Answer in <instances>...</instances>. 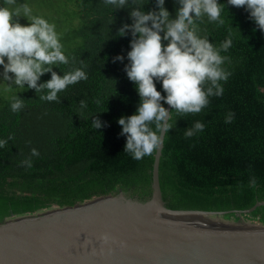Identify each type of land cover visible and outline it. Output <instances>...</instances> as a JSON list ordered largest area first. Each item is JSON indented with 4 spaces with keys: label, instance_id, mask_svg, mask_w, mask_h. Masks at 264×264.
Segmentation results:
<instances>
[{
    "label": "trees",
    "instance_id": "trees-1",
    "mask_svg": "<svg viewBox=\"0 0 264 264\" xmlns=\"http://www.w3.org/2000/svg\"><path fill=\"white\" fill-rule=\"evenodd\" d=\"M18 2L55 23L69 63L53 71L63 74L81 67L88 78L68 86L58 94L59 102L52 103L40 101L42 93L26 85L10 91L0 85V138L12 136L0 149V224L118 192L146 201L155 152L133 159L123 151L125 138L116 123L120 116L133 114L138 103L123 63L112 60L129 50L130 37H119L116 30L131 22L130 9L112 11L103 0ZM136 5L144 11L155 8L154 0H136ZM164 6L174 16V0H165ZM221 18L222 25L202 18L200 35H208L216 46L231 37L232 46L221 53L229 57L223 67L231 75L221 82L223 95L209 98L201 113H173L159 161L162 198L170 209L230 211L224 214L229 219L258 203L242 216L264 225V34L243 8L227 6ZM49 78L44 74L39 82ZM16 94L24 99V108L13 113L9 105ZM80 100L87 101V109H80ZM229 112L234 118L225 123ZM95 115L107 126L92 129L90 117ZM195 121L204 123V130L185 137ZM31 148L39 156L31 157L28 168L21 161Z\"/></svg>",
    "mask_w": 264,
    "mask_h": 264
},
{
    "label": "clouds",
    "instance_id": "clouds-1",
    "mask_svg": "<svg viewBox=\"0 0 264 264\" xmlns=\"http://www.w3.org/2000/svg\"><path fill=\"white\" fill-rule=\"evenodd\" d=\"M103 3L111 6L112 11L130 9L131 22L122 23L116 30L117 36L130 37L129 50L112 60L123 63V71L138 96L133 114L116 120L119 135L125 138L123 151L135 160L151 156L160 149L163 138L172 129L170 120L174 112L177 115L201 113L209 105V98L224 93L221 82H226L231 73L223 67L229 57L221 53L227 52L233 42L229 36L219 46L210 43L208 35H200L202 18L222 25L221 12L227 6L243 8L264 34V0H226V3L174 0L177 5L174 16L165 8V0H154L155 8L148 11H144L142 5L137 6L136 0H103ZM20 19L26 23L21 24ZM68 63L55 23L34 14L27 3L18 0L0 3V85L4 91L25 89L26 85L27 89L42 93L40 101L59 102L60 92L88 78L81 67L63 74L53 71L58 65ZM44 74H49L50 78L39 82ZM23 100L18 94L14 95L10 110L20 112L24 108ZM79 107L87 109V101L80 100ZM90 118L94 130L107 126L96 115ZM233 118L234 114L229 112L225 123ZM204 127V123L195 121L184 136L192 137ZM11 139V135L0 138V149ZM36 156H39L38 150L31 148L30 156L22 160L21 165L31 168V157ZM249 183L254 187L256 178L250 177Z\"/></svg>",
    "mask_w": 264,
    "mask_h": 264
},
{
    "label": "water",
    "instance_id": "water-1",
    "mask_svg": "<svg viewBox=\"0 0 264 264\" xmlns=\"http://www.w3.org/2000/svg\"><path fill=\"white\" fill-rule=\"evenodd\" d=\"M162 148L149 199L118 192L4 221L0 264H264V225L242 216L258 203L236 211L237 219L225 218L230 211L168 208L159 183Z\"/></svg>",
    "mask_w": 264,
    "mask_h": 264
},
{
    "label": "rangeland",
    "instance_id": "rangeland-1",
    "mask_svg": "<svg viewBox=\"0 0 264 264\" xmlns=\"http://www.w3.org/2000/svg\"><path fill=\"white\" fill-rule=\"evenodd\" d=\"M27 215H22V216H18V217H15V218H13V219H9V220H14V219H16V218H22V217H26ZM212 216H222V215H212Z\"/></svg>",
    "mask_w": 264,
    "mask_h": 264
}]
</instances>
